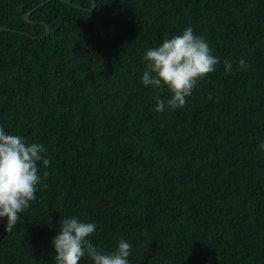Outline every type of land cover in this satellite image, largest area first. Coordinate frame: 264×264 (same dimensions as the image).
<instances>
[{"label":"trees","instance_id":"obj_1","mask_svg":"<svg viewBox=\"0 0 264 264\" xmlns=\"http://www.w3.org/2000/svg\"><path fill=\"white\" fill-rule=\"evenodd\" d=\"M91 5L0 0V126L50 161L15 227L0 217V264H56L73 216L100 249L128 241L129 264H264V0ZM189 26L220 62L157 112L170 92L142 84V57Z\"/></svg>","mask_w":264,"mask_h":264},{"label":"clouds","instance_id":"obj_2","mask_svg":"<svg viewBox=\"0 0 264 264\" xmlns=\"http://www.w3.org/2000/svg\"><path fill=\"white\" fill-rule=\"evenodd\" d=\"M141 82L157 90L167 88L166 101L154 96L155 111L165 106L176 109L186 104L198 81L215 71L219 58L212 55L203 36L196 35L191 26L181 34L164 39L157 47L145 50ZM238 66L246 67L244 59ZM225 72H231L232 62H224ZM259 147L264 150V142ZM44 145L29 143L22 136L7 133L0 126V217H6L5 231H11L21 220V213L36 199L41 185V166H49ZM47 176V172L43 174ZM47 188V184H43ZM96 225L78 217H61L57 234L52 238L56 264H79L87 256L91 264H129L132 245L121 238L115 250L106 251L94 245L88 237Z\"/></svg>","mask_w":264,"mask_h":264},{"label":"water","instance_id":"obj_3","mask_svg":"<svg viewBox=\"0 0 264 264\" xmlns=\"http://www.w3.org/2000/svg\"><path fill=\"white\" fill-rule=\"evenodd\" d=\"M48 1V0H47ZM45 2H42V3H40L39 5L41 6V5H43ZM94 0H92V5H91V8L89 9V11H92L93 9H94ZM33 9H35V8H33ZM32 9V10H33ZM29 14H30V12H28V13H26L25 15H24V19L27 21V22H31L30 20H29ZM45 27H46V32H45V35H48V33H49V27H48V25L47 24H45ZM2 28L0 27V30H1Z\"/></svg>","mask_w":264,"mask_h":264}]
</instances>
